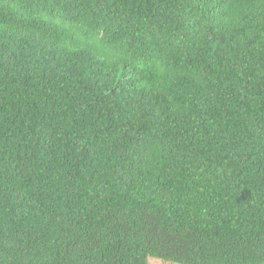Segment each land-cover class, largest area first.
Instances as JSON below:
<instances>
[{"label":"trees","instance_id":"1","mask_svg":"<svg viewBox=\"0 0 264 264\" xmlns=\"http://www.w3.org/2000/svg\"><path fill=\"white\" fill-rule=\"evenodd\" d=\"M264 264V0H0V264Z\"/></svg>","mask_w":264,"mask_h":264},{"label":"rangeland","instance_id":"2","mask_svg":"<svg viewBox=\"0 0 264 264\" xmlns=\"http://www.w3.org/2000/svg\"><path fill=\"white\" fill-rule=\"evenodd\" d=\"M174 264H178V263H174Z\"/></svg>","mask_w":264,"mask_h":264}]
</instances>
